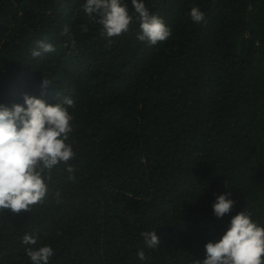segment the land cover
Instances as JSON below:
<instances>
[{"label": "trees", "instance_id": "trees-1", "mask_svg": "<svg viewBox=\"0 0 264 264\" xmlns=\"http://www.w3.org/2000/svg\"><path fill=\"white\" fill-rule=\"evenodd\" d=\"M145 2L172 29L155 46L136 25L107 38L83 0H0V104L70 96L75 151L74 179L61 165L44 202L0 210V264H31L26 233L53 247L50 264H193L236 212L264 223V0ZM38 40L56 52L33 57ZM223 192L234 205L217 218Z\"/></svg>", "mask_w": 264, "mask_h": 264}, {"label": "clouds", "instance_id": "clouds-1", "mask_svg": "<svg viewBox=\"0 0 264 264\" xmlns=\"http://www.w3.org/2000/svg\"><path fill=\"white\" fill-rule=\"evenodd\" d=\"M82 9L109 39L128 33L133 25L138 26L137 40L152 46L172 36L171 27L162 16L149 10L145 0H83ZM188 15L195 24L205 20L204 12L195 4ZM80 30L87 32L88 25H80ZM60 35L66 42L75 44L68 25L61 29ZM42 52L55 53L56 47L38 40L32 56L38 57ZM50 83L46 77L42 80L44 86ZM57 97L54 103H48L24 94L22 104L13 103L11 107L0 104V210L20 214L44 202L52 173L61 165L69 179H74V168L69 163L75 157L69 142L74 119L70 109L74 100L60 93ZM233 205L230 192L217 194L212 204L213 214L221 218L231 212ZM140 235L146 248H158L160 237L152 228ZM21 242L31 264H50L55 255L51 245L40 244L36 234L28 233ZM137 257L146 260L143 249L137 251ZM193 264H264V223L255 219L247 208L236 212L219 238L205 243L204 258L195 259Z\"/></svg>", "mask_w": 264, "mask_h": 264}]
</instances>
